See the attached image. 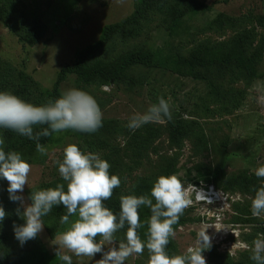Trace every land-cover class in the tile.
Listing matches in <instances>:
<instances>
[{
	"label": "rangeland",
	"instance_id": "obj_1",
	"mask_svg": "<svg viewBox=\"0 0 264 264\" xmlns=\"http://www.w3.org/2000/svg\"><path fill=\"white\" fill-rule=\"evenodd\" d=\"M136 1L0 0L7 11L0 20V91L15 94L25 74L27 88L20 97L46 104L59 72L76 62L78 52L98 43L106 26L128 18ZM195 4L208 9L192 14ZM176 23L177 30L170 35ZM234 50L254 59L263 78H250L234 63L201 70L202 79L193 78L188 70L176 73L143 64L110 83L101 79L87 83L76 74H67L59 86L60 95L72 88L91 94L103 112V127L92 134L54 133L45 146L47 155L37 148L17 150L31 165L22 193L25 204L30 203L31 193L60 183L67 190L57 161L62 162L66 146L76 144L107 160L110 174L121 179L120 187L104 202L120 207L122 196L150 195L160 176L176 175L184 183L191 203L173 225L172 255L184 254L195 246L198 234L207 231L213 244L203 253L207 264H255L251 259L254 242L264 238V214L254 217L251 211L256 190L264 187V178L254 174L264 166V0H148L145 15L114 33L88 62L116 65L141 51H159L163 59H185ZM160 97L168 101L172 119L130 131V118L158 104ZM7 131L0 128L5 151ZM41 131V126H34V133ZM7 187L8 182L0 180V206L7 213L0 224V257L41 248L55 255L56 237L77 217L61 224L67 209L54 207L43 218L44 231L21 247L13 225L24 223L17 213L22 206L9 200ZM211 187L222 200L197 202L195 191L202 194ZM126 231L116 233L117 244L125 240ZM113 246L106 243L105 249ZM61 251L72 256L73 264H100V254L77 257ZM149 259L145 248L125 264H149Z\"/></svg>",
	"mask_w": 264,
	"mask_h": 264
},
{
	"label": "clouds",
	"instance_id": "obj_2",
	"mask_svg": "<svg viewBox=\"0 0 264 264\" xmlns=\"http://www.w3.org/2000/svg\"><path fill=\"white\" fill-rule=\"evenodd\" d=\"M171 120L172 114L167 100L159 98L142 114H134L127 127L133 133L144 125ZM44 126L41 132L34 133V126ZM103 127V112L97 100L89 93L72 88L59 98L43 105H36L21 97L0 91V128L10 129L30 140L37 141V151L47 155L46 148L39 143L41 136L50 137L54 133L73 130L92 134ZM5 140L0 137V180L8 182L9 200L22 206L17 209L23 224L13 225L16 240L23 247L36 239L45 228L43 218L54 207L67 209L61 217V224H69L70 217L77 219L67 231L56 237V256L64 264H73L68 250L77 257L95 258L101 255L100 264H125L133 254H143L145 248L150 253L149 264H207L203 255L211 250L212 237L201 231L195 246L187 248L184 254L170 255L167 246L175 236L173 225L179 222L184 210L190 205L184 183L176 176H160L154 183L150 195H128L120 199V211L114 214L104 201L110 199L113 190L120 187L121 179L110 174V163L99 154L82 151L76 144L65 147L63 160L57 161L58 171L65 184L31 193L30 203L25 204L22 195L31 165L16 151H5ZM255 176L264 178V166L255 169ZM194 187V186H193ZM150 209L147 221V240H142L138 230L145 227L139 210ZM252 215L264 214V187L255 192L251 206ZM7 213L0 206V224ZM127 226L125 240L117 244L116 233ZM101 239L97 241V237ZM114 245L105 249V244ZM255 264H264V238L254 242Z\"/></svg>",
	"mask_w": 264,
	"mask_h": 264
},
{
	"label": "trees",
	"instance_id": "obj_3",
	"mask_svg": "<svg viewBox=\"0 0 264 264\" xmlns=\"http://www.w3.org/2000/svg\"><path fill=\"white\" fill-rule=\"evenodd\" d=\"M148 7V0H137L135 4L134 12L121 22L108 25L104 28L102 36L98 43L89 46L84 50L78 52L76 62L72 66L63 68L57 77V80L49 93V101H54L59 98V86L65 79L67 74H76L83 82H92L96 79H101L105 83L115 82L126 77V72L139 64H143L150 68H160L164 70H170L176 73H182L184 70H188V74L195 79H202L201 70L211 69L217 65H230L232 63L241 67L247 75L252 79H262L263 75H260L257 71L254 59L245 58L241 53L234 50L233 52L223 55L220 51H210L204 56L193 55L189 58H174L163 59L159 56V51H141L135 54L128 55L122 59L120 64L109 65L104 62L98 61L93 65H90L88 60H91L97 51L103 48L111 39L114 33L120 29H124L137 22L139 18L145 15ZM207 7L204 5L195 4L192 6L190 12L196 14L200 11H207ZM7 15V11L0 5V20H3ZM39 20V15L37 16ZM177 30V23L174 24L171 29L170 35ZM27 75L22 74V82L20 90L15 93L17 96H21L25 93L27 88ZM47 102V103H48ZM47 125L41 126L42 130ZM53 135L50 137L41 136L39 143L44 147L47 146ZM7 149L6 151H17L21 148H37V141L30 140L27 137L25 139H19L17 133L8 129L6 134ZM106 206L117 214L120 211V207L116 204H110L104 202ZM141 222L145 223V227L138 230V234L141 238L147 240L148 226L147 221L151 216V212L140 213ZM127 229V226L124 228ZM167 250L170 255L174 251V244L170 239V243L167 246ZM0 264H64L60 260L59 256L51 255L45 248L34 249L28 252H16L8 259L0 257Z\"/></svg>",
	"mask_w": 264,
	"mask_h": 264
},
{
	"label": "built area",
	"instance_id": "obj_4",
	"mask_svg": "<svg viewBox=\"0 0 264 264\" xmlns=\"http://www.w3.org/2000/svg\"><path fill=\"white\" fill-rule=\"evenodd\" d=\"M210 190L211 188H209L208 190H204V192L202 194H200L201 192H198V190L195 191V195H196V200L197 202H205L207 203L208 201H210V203L207 204H213L216 202H220L222 199L221 197L218 198L217 196H209L210 195Z\"/></svg>",
	"mask_w": 264,
	"mask_h": 264
},
{
	"label": "bare ground",
	"instance_id": "obj_5",
	"mask_svg": "<svg viewBox=\"0 0 264 264\" xmlns=\"http://www.w3.org/2000/svg\"><path fill=\"white\" fill-rule=\"evenodd\" d=\"M209 196H217L218 198L221 197V195L219 193H217L216 189L214 187H211V190H210V195ZM211 201V200H210ZM208 201V202H210Z\"/></svg>",
	"mask_w": 264,
	"mask_h": 264
}]
</instances>
